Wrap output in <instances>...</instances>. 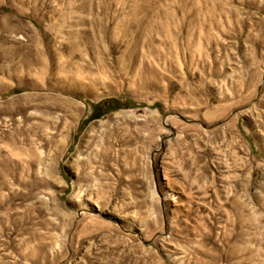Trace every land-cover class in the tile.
I'll use <instances>...</instances> for the list:
<instances>
[{
    "label": "rangeland",
    "instance_id": "obj_1",
    "mask_svg": "<svg viewBox=\"0 0 264 264\" xmlns=\"http://www.w3.org/2000/svg\"><path fill=\"white\" fill-rule=\"evenodd\" d=\"M0 264H264V0H0Z\"/></svg>",
    "mask_w": 264,
    "mask_h": 264
},
{
    "label": "trees",
    "instance_id": "obj_2",
    "mask_svg": "<svg viewBox=\"0 0 264 264\" xmlns=\"http://www.w3.org/2000/svg\"><path fill=\"white\" fill-rule=\"evenodd\" d=\"M96 118H97V116H96Z\"/></svg>",
    "mask_w": 264,
    "mask_h": 264
},
{
    "label": "bare ground",
    "instance_id": "obj_3",
    "mask_svg": "<svg viewBox=\"0 0 264 264\" xmlns=\"http://www.w3.org/2000/svg\"><path fill=\"white\" fill-rule=\"evenodd\" d=\"M74 25V24H73Z\"/></svg>",
    "mask_w": 264,
    "mask_h": 264
}]
</instances>
